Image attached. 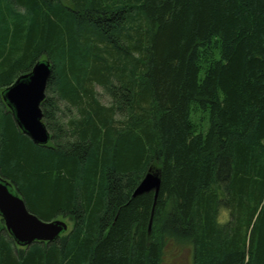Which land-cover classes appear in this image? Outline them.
Listing matches in <instances>:
<instances>
[{"label":"trees","instance_id":"16d2710c","mask_svg":"<svg viewBox=\"0 0 264 264\" xmlns=\"http://www.w3.org/2000/svg\"><path fill=\"white\" fill-rule=\"evenodd\" d=\"M41 59L49 141L0 95V177L72 225L22 246L0 217V264H264V0H0V94Z\"/></svg>","mask_w":264,"mask_h":264},{"label":"water","instance_id":"95a60500","mask_svg":"<svg viewBox=\"0 0 264 264\" xmlns=\"http://www.w3.org/2000/svg\"><path fill=\"white\" fill-rule=\"evenodd\" d=\"M51 70L52 66L47 59L38 60L30 72L20 75L0 94L11 110L17 126L35 144L45 145L50 138L42 120L41 103ZM160 188V173L150 167L134 189L132 197L153 192L154 208ZM0 217L15 242L22 246L35 241H53L68 229V225L62 220L56 218L45 221L32 213L21 195L13 190L11 183L1 177Z\"/></svg>","mask_w":264,"mask_h":264},{"label":"rangeland","instance_id":"374dc122","mask_svg":"<svg viewBox=\"0 0 264 264\" xmlns=\"http://www.w3.org/2000/svg\"><path fill=\"white\" fill-rule=\"evenodd\" d=\"M222 215L225 217L226 214ZM57 219L64 221L70 229L72 222L68 218L58 217ZM161 264H192V247L168 241L163 248Z\"/></svg>","mask_w":264,"mask_h":264}]
</instances>
